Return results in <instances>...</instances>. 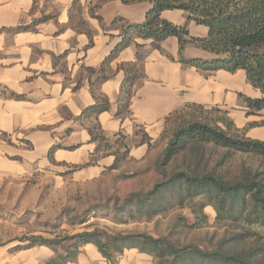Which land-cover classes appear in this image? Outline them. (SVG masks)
I'll return each instance as SVG.
<instances>
[{"label":"crops","instance_id":"0c3cea01","mask_svg":"<svg viewBox=\"0 0 264 264\" xmlns=\"http://www.w3.org/2000/svg\"><path fill=\"white\" fill-rule=\"evenodd\" d=\"M149 8L145 1L0 0V181L37 173L54 179L98 178L109 172L120 135L130 147L125 164L144 163L152 155L154 159L165 146V119L189 104L226 110L247 138L264 141V125L248 127L264 121V109L247 114L245 99L262 94L247 83L244 71L185 68L177 62L176 37L163 42L136 39L139 49L135 44L127 47L102 70L103 60L120 41L116 20L141 24ZM160 17L185 26L191 38L207 35L206 27L188 20L182 11H163ZM183 55L212 58L194 44H186ZM130 63L138 71L130 113L117 117L120 66ZM103 73L109 78L95 86L94 93L107 99L109 109L79 119L95 103L90 86ZM93 124L99 125L108 147L89 164L97 146L88 133ZM140 132L150 146H136ZM81 249L98 254L93 245ZM129 252H134L129 256L135 264H153L151 256Z\"/></svg>","mask_w":264,"mask_h":264},{"label":"trees","instance_id":"16d2710c","mask_svg":"<svg viewBox=\"0 0 264 264\" xmlns=\"http://www.w3.org/2000/svg\"><path fill=\"white\" fill-rule=\"evenodd\" d=\"M142 1L150 4L143 23L116 20L121 25L120 41L103 60V71L106 64L135 44L136 39L163 42L176 37L178 63L202 72L243 70L247 83L262 94L258 99H245L249 107L247 114L264 109V0H123L124 3ZM172 10L182 11L188 20L206 27V37L191 38L185 26L161 19L163 11ZM186 44H194L212 58L185 57ZM135 46L139 49L141 45ZM120 69L123 79L115 115L125 117L130 113L138 71L135 63L123 64ZM108 78L103 73L91 84L95 103L79 119L97 116L109 109L107 99L94 93V87ZM262 125L264 121L248 127ZM88 133L90 142L97 145L89 162L94 164L108 142L98 124L91 125ZM162 139L165 146L151 161L158 180L146 192L130 193L115 211L118 220L125 222V217L126 220H150L174 207L191 204L200 209L213 207L217 220L237 225L243 232L222 238L211 251L193 245L177 247L166 238L148 234H107L96 229L63 239L58 236L21 238L18 241L26 245L12 247L10 252L44 246L54 253L46 264H70L82 256L83 246L93 245L108 263L124 251L136 250L151 256L156 264H264V235L255 237L250 233L252 227L264 228V141L247 138L244 130L236 128L228 111L198 104H189L171 113L165 119ZM143 144L150 146L146 135L140 132L136 146ZM115 145L109 172L124 166L130 151L121 135ZM235 157H240V161L228 167ZM66 241L70 244L65 246ZM58 250H61L59 255Z\"/></svg>","mask_w":264,"mask_h":264},{"label":"rangeland","instance_id":"374dc122","mask_svg":"<svg viewBox=\"0 0 264 264\" xmlns=\"http://www.w3.org/2000/svg\"><path fill=\"white\" fill-rule=\"evenodd\" d=\"M151 157L95 179H54L37 173L24 179L0 181V264H46L54 256L47 247L10 252L12 247H24L26 243L18 240L30 236L63 239L97 229L107 234H148L166 238L177 247L193 245L211 251L222 238L243 232L237 225L217 220L213 207L200 209L191 204L174 207L150 220L125 217V222H120L115 211L123 200L130 193L146 192L158 180ZM239 158L235 157L228 167L238 163ZM250 233L262 236L264 228L252 227ZM67 243L70 244L66 241L64 245ZM80 251L88 259L83 254L82 261L70 264H135L129 256L134 252L124 251L108 263L100 254ZM57 253L61 254V250Z\"/></svg>","mask_w":264,"mask_h":264}]
</instances>
